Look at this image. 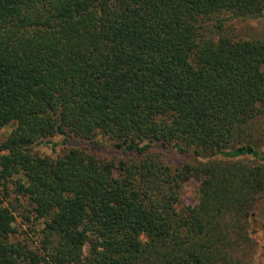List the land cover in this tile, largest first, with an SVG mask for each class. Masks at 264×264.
I'll use <instances>...</instances> for the list:
<instances>
[{
  "label": "trees",
  "instance_id": "trees-1",
  "mask_svg": "<svg viewBox=\"0 0 264 264\" xmlns=\"http://www.w3.org/2000/svg\"><path fill=\"white\" fill-rule=\"evenodd\" d=\"M262 17L264 0H0V264H256L264 39L224 31ZM56 136L58 156L34 150ZM98 140L121 157L82 146Z\"/></svg>",
  "mask_w": 264,
  "mask_h": 264
},
{
  "label": "rangeland",
  "instance_id": "rangeland-1",
  "mask_svg": "<svg viewBox=\"0 0 264 264\" xmlns=\"http://www.w3.org/2000/svg\"><path fill=\"white\" fill-rule=\"evenodd\" d=\"M225 33L232 36L245 39V40H262L264 39V17L261 19H255L250 21H231L225 26ZM12 127L3 129L0 132V143L8 136L11 132ZM52 142L49 145L42 144L36 146L34 150L43 156L56 157L58 156L62 149L64 148L63 137L56 136L50 139ZM55 143V145H53ZM96 144L86 143L82 146L90 148L96 153L105 157H116L120 158V154L116 152L107 141L98 140ZM68 146H73L70 143ZM187 158L176 156L174 157V165H182ZM190 159L188 158V161ZM199 184L197 181H192L187 184L183 189L181 194V204L183 206H195L199 200L198 194ZM17 196L12 194L9 198V202L15 207L16 215V227L19 230L17 234V239L26 240L34 248L40 247V231L43 227L41 221H36L33 216H30V220L26 217L29 216L28 204L22 198L17 200ZM263 216H264V195L261 198L260 203L255 209V215L252 218V230L255 233L254 237L258 242V255L256 257V264H264V226H263Z\"/></svg>",
  "mask_w": 264,
  "mask_h": 264
}]
</instances>
